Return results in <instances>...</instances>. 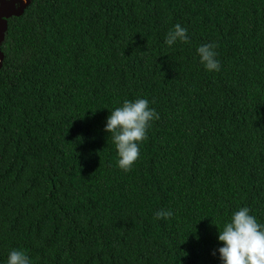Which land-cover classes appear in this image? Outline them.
<instances>
[{"label":"trees","instance_id":"16d2710c","mask_svg":"<svg viewBox=\"0 0 264 264\" xmlns=\"http://www.w3.org/2000/svg\"><path fill=\"white\" fill-rule=\"evenodd\" d=\"M0 51V264H222L215 224H264V0H31ZM137 98L125 172L105 127Z\"/></svg>","mask_w":264,"mask_h":264},{"label":"clouds","instance_id":"9594fccd","mask_svg":"<svg viewBox=\"0 0 264 264\" xmlns=\"http://www.w3.org/2000/svg\"><path fill=\"white\" fill-rule=\"evenodd\" d=\"M188 39L187 29L176 24L169 31L165 43L171 47L177 41L187 42ZM214 49V44H204L197 49L201 64L210 72L220 70ZM153 119H159V115L149 107V101L143 98L125 100L122 106L110 110L105 131L111 134L110 138L119 157L118 166L125 172L130 171L139 159V145L147 138ZM172 216L170 209H160L154 218L167 220ZM215 225L219 228L218 239L223 244L219 248L222 264H264V224L257 222L248 207L235 211L222 229ZM7 264H31V261L26 252L13 249Z\"/></svg>","mask_w":264,"mask_h":264},{"label":"water","instance_id":"95a60500","mask_svg":"<svg viewBox=\"0 0 264 264\" xmlns=\"http://www.w3.org/2000/svg\"><path fill=\"white\" fill-rule=\"evenodd\" d=\"M30 3L31 0L23 4L20 3V0H0V48L5 41L6 32L8 30V20L23 14ZM16 5H18V7H15ZM8 12H10V14L7 15ZM3 57L4 54L0 51L1 66Z\"/></svg>","mask_w":264,"mask_h":264},{"label":"bare ground","instance_id":"6f19581e","mask_svg":"<svg viewBox=\"0 0 264 264\" xmlns=\"http://www.w3.org/2000/svg\"><path fill=\"white\" fill-rule=\"evenodd\" d=\"M20 1H22V4H23V2H25V3L28 2V0H20ZM8 14H10V12H8L7 15Z\"/></svg>","mask_w":264,"mask_h":264},{"label":"built area","instance_id":"2783aa9c","mask_svg":"<svg viewBox=\"0 0 264 264\" xmlns=\"http://www.w3.org/2000/svg\"><path fill=\"white\" fill-rule=\"evenodd\" d=\"M20 3H22V1H20ZM23 3H25V2H23ZM15 7H18V5H16ZM15 7H14V9H15ZM0 66H1V59H0Z\"/></svg>","mask_w":264,"mask_h":264}]
</instances>
